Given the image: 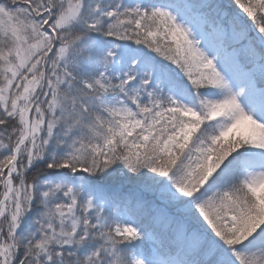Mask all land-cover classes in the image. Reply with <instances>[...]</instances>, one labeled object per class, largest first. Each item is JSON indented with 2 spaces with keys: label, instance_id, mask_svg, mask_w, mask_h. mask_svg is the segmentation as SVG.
Segmentation results:
<instances>
[{
  "label": "snow or ice",
  "instance_id": "obj_1",
  "mask_svg": "<svg viewBox=\"0 0 264 264\" xmlns=\"http://www.w3.org/2000/svg\"><path fill=\"white\" fill-rule=\"evenodd\" d=\"M0 264H264V0H0Z\"/></svg>",
  "mask_w": 264,
  "mask_h": 264
}]
</instances>
